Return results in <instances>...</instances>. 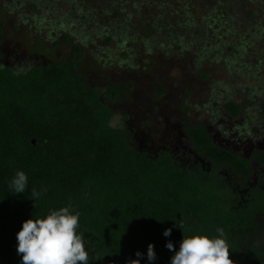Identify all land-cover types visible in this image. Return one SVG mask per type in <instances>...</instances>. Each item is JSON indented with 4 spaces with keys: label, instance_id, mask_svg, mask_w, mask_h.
<instances>
[{
    "label": "trees",
    "instance_id": "1",
    "mask_svg": "<svg viewBox=\"0 0 264 264\" xmlns=\"http://www.w3.org/2000/svg\"><path fill=\"white\" fill-rule=\"evenodd\" d=\"M83 55L75 46L68 60L19 74L0 65V264H22L16 234L24 221L62 207L80 214L77 234L89 264H171L183 235L215 238L217 229L236 264H264V248L256 246L264 189L248 185L251 163L264 167V153L246 160L221 149L201 123L185 131L210 171L185 168L170 153L153 157L132 149L130 134L111 126L112 109L80 73ZM129 89L113 86L104 97H125ZM226 108L234 116L242 111L232 102ZM18 171L27 176L22 193L11 187Z\"/></svg>",
    "mask_w": 264,
    "mask_h": 264
},
{
    "label": "rangeland",
    "instance_id": "2",
    "mask_svg": "<svg viewBox=\"0 0 264 264\" xmlns=\"http://www.w3.org/2000/svg\"><path fill=\"white\" fill-rule=\"evenodd\" d=\"M0 39V65L15 73L66 61L78 46L89 86L132 83L126 98L104 102L135 150L170 151L195 168L182 104L220 147L264 150V0H0ZM257 228L264 248V217Z\"/></svg>",
    "mask_w": 264,
    "mask_h": 264
},
{
    "label": "clouds",
    "instance_id": "3",
    "mask_svg": "<svg viewBox=\"0 0 264 264\" xmlns=\"http://www.w3.org/2000/svg\"><path fill=\"white\" fill-rule=\"evenodd\" d=\"M27 176L18 171L11 181L15 193L25 192ZM33 197L40 193L32 190ZM79 212L72 214L69 207L50 211L44 218L27 219L16 234L17 253L22 256V264H89V254L85 249L82 234H77ZM166 229L164 236L171 235ZM218 236L206 235L184 236L178 251L171 258V264H236L230 258L229 245L222 229H217ZM174 251L171 242L166 244ZM139 258L140 252L136 253ZM149 261L155 259L154 245L147 248ZM127 264H140L139 259L129 260Z\"/></svg>",
    "mask_w": 264,
    "mask_h": 264
},
{
    "label": "flooded vegetation",
    "instance_id": "4",
    "mask_svg": "<svg viewBox=\"0 0 264 264\" xmlns=\"http://www.w3.org/2000/svg\"><path fill=\"white\" fill-rule=\"evenodd\" d=\"M0 41H1V44H2V40L0 39ZM1 47V46H0ZM71 54H72V51H71ZM84 54V53H83ZM71 57V56H70ZM3 58V57H2ZM1 58V59H2ZM83 58H84V55H83ZM83 61V60H82ZM82 61L80 62V64L82 63ZM49 64H55V63H49ZM47 65V64H46ZM38 66V65H37ZM35 67V66H34ZM10 68V67H9ZM80 70H81V68H80ZM85 81H86V79H85ZM125 84H129L130 85V89H129V91L127 92V94H126V96L128 95V93H130L131 92V90H132V87H133V84L132 83H125ZM125 84H122V85H120V86H118V85H114V86H118V87H122L123 85H125ZM92 87H94V86H92ZM113 87V86H112ZM94 88H96V87H94ZM111 88V87H110ZM110 88H108L103 94H101V92H100V94H101V98H102V100H103V102H104V99H106L107 101H112V100H116L117 98H126V96L125 97H123V96H121V95H119V96H117L116 98H114V99H107V98H105L104 97V94L110 89ZM98 89V88H97ZM99 90V89H98ZM100 91V90H99ZM183 101H185V100H183ZM105 103V102H104ZM229 103H231V102H229ZM229 103H227V104H229ZM232 103H234V102H232ZM264 103V102H263ZM106 104V103H105ZM227 104H226V106H227ZM236 104V103H235ZM107 105V104H106ZM185 104H182V106H184ZM238 105V104H237ZM263 105V104H262ZM108 106V105H107ZM226 106H225V109H226V111L232 116V117H235V118H237V117H240L241 115H242V113H243V108H242V106L241 105H239L240 107H241V114L239 115V116H234L232 113H230L228 110H227V108H226ZM110 109H112L110 106H108ZM182 109V111L184 112V124H183V132H184V134H185V136H186V138H187V141H188V143H189V145H190V147L193 149V151H194V153L196 154V156L201 160V162L195 167V168H189V169H197V168H202L203 170H207V171H210V169H211V164L210 163H208V162H206L204 159H202L198 154H197V152L195 151V149L192 147V145H191V143L189 142V139H188V135H187V133H186V131H185V126H187V125H189V124H198V123H201V124H203L204 125V127H205V129H206V131L208 132V134H209V136H210V138H211V140L213 141V143L217 146V147H219V148H221V149H224V150H228V149H225V148H222V147H220L219 145H217L216 144V142H215V140L213 139V137L211 136V134H210V132H209V130L207 129V126L203 123V122H196V123H192V122H190V117L186 114V112L183 110V108H181ZM187 110H188V108H187ZM112 111H113V109H112ZM113 113H114V111H113ZM114 115H115V113H114ZM262 115L264 116V114H263V112H262ZM114 117V116H113ZM118 129V128H117ZM121 130H124V129H121ZM125 131H127L129 134H130V138H131V131L130 130H125ZM130 141V140H129ZM130 144V143H129ZM131 147V146H130ZM133 149V148H132ZM135 150V149H134ZM136 151H139V150H136ZM228 151H230V152H232V153H235V154H237V155H239L241 158H243V159H246V160H250V159H252V157L256 154V153H264V150H256V151H254V152H252L248 157H246V156H242L240 153H237V152H235V151H232V150H228ZM139 152H144V151H139ZM170 153L173 157H174V155H173V153H171L170 151H164V152H162V153ZM144 153H147V152H144ZM162 153H160V154H162ZM148 154V153H147ZM160 154H158V155H160ZM148 155H150V154H148ZM157 155V156H158ZM150 156H152V155H150ZM153 157H156V156H153ZM175 158V157H174ZM176 159V158H175ZM177 160V159H176ZM178 161V160H177ZM179 163V162H178ZM180 164V163H179ZM181 165V164H180ZM182 166V165H181ZM251 166H252V168H253V170H254V176H253V181L252 182H250L248 185L250 186V187H253V186H256V185H259L260 184V187L262 188V189H264V167H262V166H260L259 165V163L257 162V161H255V160H253L252 161V163H251ZM184 167V166H183ZM185 168H188V167H185ZM227 176H228V174H226ZM234 176H236V174L235 173H231V175H230V180H234ZM246 193V192H245ZM262 217H264V215L262 216ZM261 218V217H260ZM258 222V221H257Z\"/></svg>",
    "mask_w": 264,
    "mask_h": 264
}]
</instances>
